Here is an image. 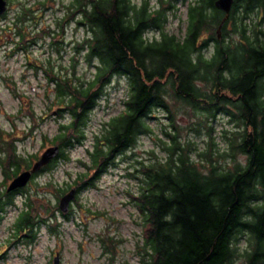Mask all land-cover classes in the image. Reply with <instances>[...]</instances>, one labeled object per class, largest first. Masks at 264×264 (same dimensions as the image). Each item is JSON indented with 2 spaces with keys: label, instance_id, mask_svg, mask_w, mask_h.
Wrapping results in <instances>:
<instances>
[{
  "label": "trees",
  "instance_id": "trees-1",
  "mask_svg": "<svg viewBox=\"0 0 264 264\" xmlns=\"http://www.w3.org/2000/svg\"><path fill=\"white\" fill-rule=\"evenodd\" d=\"M214 1L190 0L184 31L177 36L164 29L168 11L174 10L173 0H159L155 7L147 0H72L64 18L74 19L88 32L76 50L85 47L86 59L94 61L92 79L62 78L49 58L31 65L45 76L50 74L47 78L55 84L59 104L68 98L71 120L60 124L50 138L59 146V154L30 180L50 170L66 156L65 149L83 137L86 113L114 76L127 82L124 107L95 136L88 152L90 165L75 179L76 193L93 185L139 135L152 132L148 120L153 111L166 114L165 139L157 138L164 159L139 161L140 167L128 173L137 180V190L129 194L139 216L134 244L139 264H264V31L259 24L264 20V0H234L220 38L216 29L224 13ZM255 10L257 23H249ZM24 17L18 21L22 23ZM64 23H57L58 27ZM15 25L16 42H24V49L31 41L25 40L30 32ZM58 27L44 35L59 50L63 31ZM55 36L61 37L54 42ZM187 113L195 119L196 132L207 131L200 152L181 140L179 121ZM217 114L230 124L219 131L224 149L212 135L210 123ZM0 149L7 152L6 160L0 156L7 175L16 176L30 166V157L17 155L13 144L5 148L0 143ZM11 179L5 176L0 181V211L3 197L10 203L15 194L24 193V187L6 192ZM66 190L56 189L57 197ZM39 208L41 204L25 195L13 224L14 236L34 240V229L41 222ZM240 236L248 237L247 248L239 249Z\"/></svg>",
  "mask_w": 264,
  "mask_h": 264
},
{
  "label": "rangeland",
  "instance_id": "rangeland-1",
  "mask_svg": "<svg viewBox=\"0 0 264 264\" xmlns=\"http://www.w3.org/2000/svg\"><path fill=\"white\" fill-rule=\"evenodd\" d=\"M71 1L7 0V12L0 15V143L5 148L13 144L15 153L23 157L36 156L37 153L40 157L44 151L34 152L51 144L50 138L59 132L60 124L71 120L65 104L68 98L59 104L61 98L58 99L54 92L55 84L47 78L50 74L45 76L31 65L46 62L49 58L62 78L90 81L94 75V61L86 59L85 47L76 50L78 43L88 35L86 28L74 19L67 21L64 18ZM147 1L152 7L158 6L159 0ZM189 1L173 0L174 10L168 11L164 23L167 32L177 36L183 33ZM19 16H26L22 23L18 21ZM59 22H65L63 28L58 27ZM248 22L257 23L256 10L250 13ZM16 23L31 34L25 39L31 41L24 49L21 47L24 42H16ZM259 24L264 31V20ZM57 27L63 31L59 50L56 43L44 35L48 29L57 30ZM153 34L158 35V31H153ZM58 37L61 36H55L54 42ZM127 92L125 78H111L102 87L95 105L86 113L83 137L65 149L66 156L57 159L47 172L29 180L24 193L15 194L10 203H7V198H2L0 264H52L56 252L60 255L59 264H108L110 259H113V264H139L134 254V244L140 231L139 216L129 194L137 190V180L128 173L134 167H140L139 161L147 164L164 159L166 153L157 139H165L162 136V129L167 125L164 111H153V117L148 120L152 132L139 135L135 145L117 155L114 163L99 174L93 185L78 191L66 213L57 206L59 197L56 189L75 186L78 174L90 165L88 152L93 148L95 136L105 131L109 119L122 111ZM59 108L63 110L58 111ZM189 114L180 117L181 140L191 142L197 148L194 150L200 152L206 145L207 131L200 129L196 132L193 129L195 119ZM210 124L219 148L224 149L219 131L230 127L227 118L217 114ZM1 152L4 151L0 149V156L6 160L7 152ZM194 154L192 151L193 157ZM33 159L30 158V165L35 162ZM93 172L88 170V174ZM2 180L4 176L0 170ZM49 181L52 185L48 184ZM25 195L41 204L38 211L41 222L34 229L32 242H28L23 234L18 238L14 236L13 224L24 206ZM248 244V237L240 236L239 249L247 248Z\"/></svg>",
  "mask_w": 264,
  "mask_h": 264
},
{
  "label": "water",
  "instance_id": "water-1",
  "mask_svg": "<svg viewBox=\"0 0 264 264\" xmlns=\"http://www.w3.org/2000/svg\"><path fill=\"white\" fill-rule=\"evenodd\" d=\"M234 0H215L214 5L217 9L224 13V17L221 19L220 24L216 29L217 37L220 38V29L223 22L228 18L230 10ZM7 0H0V15H3L7 12L8 9ZM60 148L58 145H53L44 150L41 156L32 164L30 169L23 170L17 174L8 184L6 192H11L19 188L25 187V185L30 180L32 174L37 172L42 166L47 164L52 158H55L59 154ZM76 194V188L72 187L67 192L62 194L58 199V209L62 213H66L69 210V205L71 200ZM60 255L58 252L52 258V264H59Z\"/></svg>",
  "mask_w": 264,
  "mask_h": 264
},
{
  "label": "flooded vegetation",
  "instance_id": "flooded-vegetation-1",
  "mask_svg": "<svg viewBox=\"0 0 264 264\" xmlns=\"http://www.w3.org/2000/svg\"><path fill=\"white\" fill-rule=\"evenodd\" d=\"M53 145H56V144H54V143H51V144H48V146H45L43 149L42 148H38L37 149V151L36 152H34L35 154L37 153V152H40V151H44L47 147H50V146H53ZM37 156V158L36 159H33V157H36ZM36 156H30V158L31 159H33L34 161H36L38 158H39V154L37 153V155ZM31 166L32 165H30L28 168H23L22 170H20L18 173H20L21 171H23V170H27V169H30L31 168ZM0 167H1V172H2V175L5 177V176H8V177H11V178H14L15 176L13 175V176H11V175H7V173H6V171L3 169V167L0 165ZM17 173V174H18ZM16 174V175H17ZM6 189V188H5ZM67 191V190H66Z\"/></svg>",
  "mask_w": 264,
  "mask_h": 264
}]
</instances>
